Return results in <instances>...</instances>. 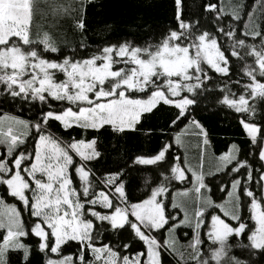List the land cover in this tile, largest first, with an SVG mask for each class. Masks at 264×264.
Returning a JSON list of instances; mask_svg holds the SVG:
<instances>
[{
  "label": "snow or ice",
  "instance_id": "snow-or-ice-1",
  "mask_svg": "<svg viewBox=\"0 0 264 264\" xmlns=\"http://www.w3.org/2000/svg\"><path fill=\"white\" fill-rule=\"evenodd\" d=\"M45 8L53 20L76 11L47 0H0V103L33 111L31 119L0 114V264L13 252L29 264L27 238L44 264H163L165 254L177 264H251L232 249L264 254V107L256 120L264 106V29L254 23L264 0H256L243 29L242 3L225 11L221 0H209L212 30L185 19L182 0H174L176 27L158 42H106L86 56L60 53L48 31H33ZM85 26L81 4L75 27ZM210 96L238 114L250 145L244 157L230 145L205 171L203 150L196 165L179 153L190 129L209 146L194 112ZM164 106L173 110L172 134L155 151L134 155L132 164L148 174L143 196L133 199L123 166L90 167L102 153L89 133L136 131L144 114ZM51 122L78 129L79 138H61ZM218 174L230 178L215 185L227 193L221 201L208 182ZM174 184L190 185L179 200ZM181 228L191 232L187 258L177 247Z\"/></svg>",
  "mask_w": 264,
  "mask_h": 264
},
{
  "label": "trees",
  "instance_id": "trees-1",
  "mask_svg": "<svg viewBox=\"0 0 264 264\" xmlns=\"http://www.w3.org/2000/svg\"><path fill=\"white\" fill-rule=\"evenodd\" d=\"M208 2L209 0H182L184 18L193 23L199 20L201 26L212 30L213 16L204 11V5ZM212 2L216 3L217 0H212ZM47 3L71 4L76 9L70 15L61 16L56 20H53L52 16L48 14L47 8L43 10L44 14H40V9L37 10L38 15L34 21L33 31L35 32L37 27H42L48 31L59 47L60 53L63 54H70L72 49H76L80 56H86L90 51L106 42L117 43L128 40L134 45L156 43L169 28L176 27L174 0H47ZM221 3L225 11H230L234 6L241 3L244 5L241 13L243 20L238 24V27L243 29L244 22L248 19L247 13L252 11L253 6L256 5V0H221ZM81 4H83V16L86 25L82 31L75 27V18H79ZM229 20L230 17H227L225 23L227 24ZM254 23L264 29V13L257 10L254 14ZM81 44L88 47L81 48ZM46 55L49 58H61L58 54ZM238 78L234 77V79ZM233 91H236L235 87H233ZM261 107L264 106H258L257 122L261 120L259 114ZM0 114L15 115L23 119L33 117V111H29L27 106L21 109L18 104L11 102L0 103ZM172 118L173 110L164 106L153 110L152 113L144 114L136 131H126L114 135L111 129L106 128L101 130L99 134L89 133V138L92 135L97 136V147L102 153L101 159L98 162H93L90 167L95 171L105 168L114 169L117 165L123 166L126 188L130 197L135 199L143 196L145 190L144 177L148 172L144 166H134L132 159H134L135 154L155 151L160 143L172 134L169 131ZM194 118L207 131L209 146L205 149L202 144L203 138L191 134L192 130H189V134L185 137V149H181L179 154L181 156L186 155L193 165L200 162L201 151L203 150L205 171L214 168V157L226 152L232 144H236L241 149L242 157L247 155L250 141L239 123L238 114L215 104L214 98L210 96L194 112ZM185 123L187 122L185 121ZM50 127L53 133L65 140L80 136L78 129H70L65 132L57 122H51ZM249 159L252 158L249 157ZM96 174L100 175L101 172L97 171ZM229 179V177H224L221 174L208 178V182L213 188L214 199L217 201L227 199V193L219 192L215 185ZM185 187H190V185L174 184L171 194L177 196L179 200L180 190ZM3 195L4 193L0 191V196ZM191 195L185 199V203L189 207L192 205ZM5 199L7 203H17L9 197H5ZM243 214L247 219L246 208L243 210ZM25 218H27V214H25ZM248 223L251 226L250 220ZM176 236L179 241L177 247L187 258L191 250L183 246H186L191 238L190 229L181 228L177 231ZM244 239L246 242V238ZM25 243L33 244L29 264H44V255L36 250L33 238L25 239ZM233 243H235V239ZM138 247L139 245H137ZM21 255V253H10L9 264H21ZM231 255L250 260L251 264H264V254L261 253L250 256L246 250L234 247ZM163 264H177V262L172 256L165 254Z\"/></svg>",
  "mask_w": 264,
  "mask_h": 264
}]
</instances>
